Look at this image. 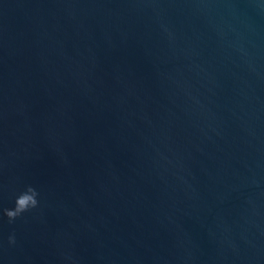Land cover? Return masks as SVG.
<instances>
[{
	"label": "water",
	"instance_id": "obj_1",
	"mask_svg": "<svg viewBox=\"0 0 264 264\" xmlns=\"http://www.w3.org/2000/svg\"><path fill=\"white\" fill-rule=\"evenodd\" d=\"M0 264H264V0H0Z\"/></svg>",
	"mask_w": 264,
	"mask_h": 264
},
{
	"label": "clouds",
	"instance_id": "obj_2",
	"mask_svg": "<svg viewBox=\"0 0 264 264\" xmlns=\"http://www.w3.org/2000/svg\"><path fill=\"white\" fill-rule=\"evenodd\" d=\"M38 192L31 186L27 187L26 191L22 192L15 200V207L12 209H3V215L8 218L9 223H13L17 218H20L24 213L38 206ZM9 244H15V234H11L8 238Z\"/></svg>",
	"mask_w": 264,
	"mask_h": 264
}]
</instances>
